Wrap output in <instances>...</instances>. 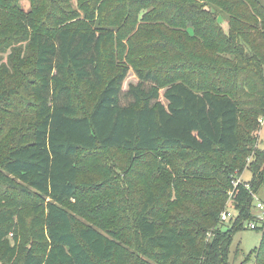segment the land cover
Masks as SVG:
<instances>
[{
    "label": "trees",
    "instance_id": "trees-1",
    "mask_svg": "<svg viewBox=\"0 0 264 264\" xmlns=\"http://www.w3.org/2000/svg\"><path fill=\"white\" fill-rule=\"evenodd\" d=\"M19 1L0 0V49L19 60L0 65V264H231L264 184V1L31 0L52 27ZM126 48L160 63L139 62L127 88L131 70L115 64ZM109 151L132 156L126 177L100 162L82 180L80 155ZM148 153L164 165L138 177ZM173 158L185 170L167 174ZM229 193L237 219L223 223ZM16 220H28L24 246L8 240ZM253 255L264 264V232L241 264Z\"/></svg>",
    "mask_w": 264,
    "mask_h": 264
},
{
    "label": "rangeland",
    "instance_id": "rangeland-1",
    "mask_svg": "<svg viewBox=\"0 0 264 264\" xmlns=\"http://www.w3.org/2000/svg\"><path fill=\"white\" fill-rule=\"evenodd\" d=\"M264 1V0H263ZM18 7L20 8V10H22L23 12H25L27 15L30 16H35L36 18H38L36 21L40 22V24L42 23L43 26H53V22H47L46 19L47 17L50 15V13L47 12L46 15H44V13H39V14H34L33 12V7H34V3L31 0H20L18 2ZM73 7L77 8V3L74 0L73 1ZM225 30H227V26L225 27ZM116 34V33H115ZM131 38L130 37H126L122 43L124 44V46H128V42ZM5 42H9L14 44L16 42V39H11L10 41H5ZM153 42V41H152ZM119 41L114 42V47L116 48L119 44L122 45L123 44ZM20 46V45H17ZM108 50V48H107ZM141 49L138 48V50L136 51L135 54L131 55L132 59L134 58V60H129V56H128V48L125 49L124 52H122V57H117L115 60V64L119 67H126V68H130V73L128 75V79L125 83V88H127L128 84L131 82H135L136 78L135 75L133 74L132 70L134 69L135 66L138 65L139 62L144 63L146 66H159L160 63L158 62L159 60H136L135 56L137 53H139ZM12 47L9 49H0V65L4 64L6 66H12V64L16 65V67L19 68V60L17 59V56L15 55L14 58L10 59L12 56ZM153 57L159 56V52L156 53H152ZM26 55V51H23L21 53V57ZM130 57V58H131ZM146 58V55H145ZM11 60H13V63L11 62ZM169 61L171 60H162L161 63L163 64H167ZM28 65L25 68H20V71L22 73H27L29 72V70H31V58L27 59ZM25 78V77H24ZM6 79V77L4 78ZM74 95H75V101L79 106H82L84 109L89 107L91 104V101L94 98L93 94H87L86 92V88L82 87V86H78L74 84ZM258 147L259 149L264 150V120L262 121V127H261V131L259 134V143H258ZM132 158V156L130 155V158L128 156V154L122 153V152H116V151H109V152H98L96 154H89V153H82L80 155V166L82 168V180H85L86 178H88L90 176V174H84L86 173L88 170L92 171V174H98L100 169H99V165L100 162L102 163V165H106V168H109L110 170H113L115 167L118 166H122V169H124L122 172L120 173V180H123L126 177V174L129 172H126L127 170V166H128V162L129 160ZM143 160H144V164L143 166L139 167L138 169L140 171H138V177H143V176H151V171H152V166H154L156 163L160 164V166H163L164 163H162L163 159H160L159 156L156 153H148L142 156ZM104 159H109V161H105ZM128 159V160H127ZM173 166H175V172L177 170H180L181 172L183 170H185V162L178 159V158H173L171 159V162L165 163V169H166V173H173ZM134 172V170H133ZM133 174V173H132ZM131 174V176H132ZM97 178V176H95ZM98 178H100V176H98ZM253 178L252 173L249 170H246L243 175L239 178L241 183H249ZM183 183V182H182ZM183 187V185L181 186ZM160 191V189L158 190ZM253 195V194H252ZM139 197V196H138ZM232 195H230L229 193V199L226 203V207L233 213L234 215V220H232L230 223L234 222L237 219V212L234 208V203L231 200ZM253 210L251 211V214L253 215V217L256 216L257 212L254 210V208L257 205L258 201L264 202V184L263 186L258 190V192L256 194L253 195ZM95 204H100L101 200H96L95 199ZM136 203V201L134 200V204ZM136 207V205H135ZM116 214L123 219L122 215L118 214L116 212ZM106 216L108 218H110L112 216V213H107ZM256 220V218H255ZM253 221V220H251ZM17 224L16 227V231H12L11 234L8 236V240L10 242V244L14 245H18V246H24L26 244V239L28 234V220H22V221H15ZM26 222L27 225L22 227V224ZM82 222L86 225L91 224L92 222L83 219ZM107 223L109 224V226H112V228H115L117 230V232L124 234V239H128L129 237H131V230L130 227L125 225L123 222H118V220L116 218H111L107 221ZM250 222H245L244 224V228L243 230L237 232L234 237H233V241H232V245L230 248V263L231 264H241L244 259L252 252H254L256 249L259 248L260 246V241H261V237H262V232L260 230H250L248 228ZM111 224V225H110ZM254 262V255L252 257V262H250V264H253Z\"/></svg>",
    "mask_w": 264,
    "mask_h": 264
},
{
    "label": "built area",
    "instance_id": "built-area-1",
    "mask_svg": "<svg viewBox=\"0 0 264 264\" xmlns=\"http://www.w3.org/2000/svg\"><path fill=\"white\" fill-rule=\"evenodd\" d=\"M241 183L240 180H237L234 185L237 186V184ZM249 188V187H247ZM232 195V193H230ZM254 210L257 212L255 218L256 220L253 222H250L248 225V228L250 230H260L261 232H264V202L258 201L256 207ZM220 220L223 223H229L232 220H234L233 213L226 207V209L222 212L220 216Z\"/></svg>",
    "mask_w": 264,
    "mask_h": 264
}]
</instances>
